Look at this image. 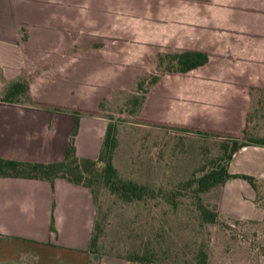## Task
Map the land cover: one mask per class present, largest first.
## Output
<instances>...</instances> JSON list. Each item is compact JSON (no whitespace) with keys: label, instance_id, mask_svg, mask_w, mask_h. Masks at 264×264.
Segmentation results:
<instances>
[{"label":"crops","instance_id":"obj_1","mask_svg":"<svg viewBox=\"0 0 264 264\" xmlns=\"http://www.w3.org/2000/svg\"><path fill=\"white\" fill-rule=\"evenodd\" d=\"M183 51L206 61L177 71L167 55ZM156 69L137 117L239 135L264 90V0H0V96L26 84L25 101L0 102V158L59 161L75 123L76 156L95 158L110 105ZM227 172L256 188L238 177L216 186L217 216L261 220L264 144L234 151ZM94 217L85 186L0 177V264H84Z\"/></svg>","mask_w":264,"mask_h":264},{"label":"rangeland","instance_id":"obj_2","mask_svg":"<svg viewBox=\"0 0 264 264\" xmlns=\"http://www.w3.org/2000/svg\"><path fill=\"white\" fill-rule=\"evenodd\" d=\"M141 79L135 94L120 97L107 112L116 124L113 165L121 179L146 187L137 199L125 200L105 186L95 187L93 246L84 264H196L199 250L206 264H257L264 255V216L259 221L218 217L203 222L197 199L209 210L215 189L195 193L187 185L225 155L232 139L264 142V90L252 93L246 124L239 135L228 136L137 117L136 102L152 74ZM132 98H136L132 102ZM26 93L18 95L25 101ZM256 200L261 202L264 185Z\"/></svg>","mask_w":264,"mask_h":264},{"label":"trees","instance_id":"obj_3","mask_svg":"<svg viewBox=\"0 0 264 264\" xmlns=\"http://www.w3.org/2000/svg\"><path fill=\"white\" fill-rule=\"evenodd\" d=\"M168 59L174 60L175 69L180 72L202 64L206 61V55L197 51H183L178 54L167 55ZM154 78H151V80ZM26 93V84L23 81L8 83L0 96V102L11 101ZM105 130L102 136L100 148L95 158L78 157L75 154L73 137L76 131L74 124L72 133L61 160L54 162H30L14 159L0 158V177H16L27 179H39L52 182L55 178H62L68 182L87 187L95 200V187L105 186L112 193L119 195L125 200L137 199L146 192L144 185L134 181L121 179L112 163V153L116 147V124L108 117ZM249 143L264 144L262 139L249 138L245 141L232 139L229 146L224 145L225 155L219 158L224 161L215 162L209 170L198 177H191L186 181L187 185H194V192L203 193L207 190L222 184L226 179L238 177L246 180L254 189L255 179L245 174H230L227 172V162L231 154L238 148ZM197 208L203 222L211 223L216 219L215 207L209 210L197 199ZM94 223L92 225V230ZM53 230L52 226L50 227ZM96 236L91 232L89 246H93ZM196 264H206V253L199 250L196 254Z\"/></svg>","mask_w":264,"mask_h":264}]
</instances>
